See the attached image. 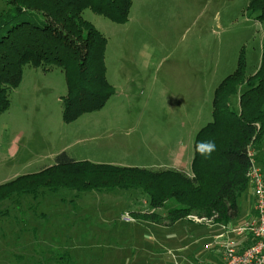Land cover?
<instances>
[{
    "label": "rangeland",
    "instance_id": "obj_1",
    "mask_svg": "<svg viewBox=\"0 0 264 264\" xmlns=\"http://www.w3.org/2000/svg\"><path fill=\"white\" fill-rule=\"evenodd\" d=\"M248 2L133 0L126 26L85 10L83 19L106 38V79L115 93L101 110L64 124L63 72L24 66L0 114V185L52 166L61 152L93 164L190 172L195 132L212 120L215 87L235 70L241 50L247 76L259 65L264 28ZM54 189L0 203V264H152L121 243L131 237L143 252L153 247L163 264H180L182 252L165 235L204 250L215 234L216 224L196 214L167 227L166 211L151 209L139 191ZM248 192L237 200V226L250 215ZM149 212L157 222L136 217Z\"/></svg>",
    "mask_w": 264,
    "mask_h": 264
},
{
    "label": "trees",
    "instance_id": "obj_2",
    "mask_svg": "<svg viewBox=\"0 0 264 264\" xmlns=\"http://www.w3.org/2000/svg\"><path fill=\"white\" fill-rule=\"evenodd\" d=\"M3 1L0 114L8 110L9 92L19 86L24 66L63 72L66 92L59 101L64 124L101 110L115 93L106 79L107 41L82 15L89 10L113 24L124 25L132 0ZM246 11L264 28V0H249ZM245 68L241 50L235 70L214 89L212 120L194 136L190 174L74 161L61 152L52 166L1 184L0 203L14 196L37 194L44 187L53 190L66 186L79 192L118 188L145 194L151 209L166 211L170 225L192 214L215 224H228L237 217V200L248 186V151H253L258 167L255 152L264 141V33L258 68L250 76ZM236 96L237 110L231 104ZM207 141L215 143V150L202 155L196 146ZM86 176L95 179L86 181ZM136 215L153 222L159 218L154 212Z\"/></svg>",
    "mask_w": 264,
    "mask_h": 264
},
{
    "label": "crops",
    "instance_id": "obj_3",
    "mask_svg": "<svg viewBox=\"0 0 264 264\" xmlns=\"http://www.w3.org/2000/svg\"><path fill=\"white\" fill-rule=\"evenodd\" d=\"M132 8H133V0H132L131 9H130V12H129L128 22L125 25H121V26H126L127 24L130 23V14H131ZM260 50H261V46H260ZM260 56H261V54H260ZM259 62H260V60H259ZM105 67H106V62H105ZM257 68H255V71H256ZM255 71H254V73H255ZM15 89H13V90H15ZM231 104H232V107L234 109H236V110L238 109V96L232 98ZM200 129L201 128H199L195 133H197ZM255 155H256V161H257L258 167L264 173V141L261 142L258 150L255 152ZM68 157L70 159L76 161L73 157H71V156H68ZM187 160H188V158H187ZM87 162H89V161H87ZM106 164H108V163H106ZM45 168H47V167H45ZM125 168H127V167H125ZM171 170L183 171L186 174L191 173V172H187L180 165H178V167H175V168H173ZM246 189H249V191H250V192H248L247 196L246 195L244 196L245 201H249V212H250V215H249L247 221H244L240 226L235 225V223H237L238 221L232 223V221L234 219L232 221H230L228 224H217L216 223V225H215L216 227L214 226L215 229L213 230L215 232V234L212 236V241L209 242L208 244H206V247H205L206 250L205 249L204 250L203 249H195L194 247H191V243L190 242L185 244L184 242H186V241L183 240L179 235L178 236L177 235L176 236H171L172 234L170 236L165 235V239H164L165 242L166 243H174V244H176V247H177L176 251H178V252L181 251L182 252L181 254H179L180 260L178 259V262L180 264H199L197 259H196L197 257H201L202 258V262L205 263V264H207V263L219 264L221 256H222V245L223 244L231 243L232 246L235 249H237V250H243L244 248L249 246L250 239L244 234H237L235 232L236 229H239V228L243 227L247 223L252 222L253 219H254V212H253V209H252L253 202H254L253 191H252V188L249 185L247 186ZM245 192H246V190L241 195H243ZM238 215H239V209H238ZM238 215L235 218L237 220H239L238 219ZM186 221H191V220L187 218ZM199 223L204 224L203 222H199ZM196 224H198V223H196ZM151 225H153V224H151ZM171 226H173V225H170V226H167V227L170 228ZM156 227H157V225H156ZM167 227H163L161 230H164V232H165L167 230ZM179 239H181V240H179ZM144 242L148 243L147 240H145ZM121 243L130 244L129 246H126V248H130V253H132L131 254L132 256L134 255V253L136 251L139 252V250H140V251H142V253L146 254V255H142L143 259L146 258L147 260H150L149 262L152 263V264H154V263L155 264H163L161 262V259L159 257H157V254L153 252V247H148L150 251H144L143 252V250H141V249H139L137 247V245H136L137 241L134 240V238H132V237H131V239L124 238L123 240H121ZM184 250H188V252H190V254H188V252L186 254H184L183 253Z\"/></svg>",
    "mask_w": 264,
    "mask_h": 264
},
{
    "label": "built area",
    "instance_id": "obj_4",
    "mask_svg": "<svg viewBox=\"0 0 264 264\" xmlns=\"http://www.w3.org/2000/svg\"><path fill=\"white\" fill-rule=\"evenodd\" d=\"M248 158L246 179L253 191L254 219L235 232L246 235L252 243L243 250L235 249L231 243L223 244L219 264H264V173L256 166L253 151H248ZM188 219L194 220L193 217Z\"/></svg>",
    "mask_w": 264,
    "mask_h": 264
},
{
    "label": "clouds",
    "instance_id": "obj_5",
    "mask_svg": "<svg viewBox=\"0 0 264 264\" xmlns=\"http://www.w3.org/2000/svg\"><path fill=\"white\" fill-rule=\"evenodd\" d=\"M215 143L212 141L200 142L196 146V150L202 155H209L215 150Z\"/></svg>",
    "mask_w": 264,
    "mask_h": 264
}]
</instances>
